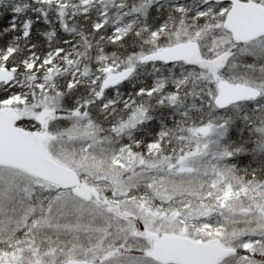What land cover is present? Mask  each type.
<instances>
[{"label":"snow or ice","instance_id":"1","mask_svg":"<svg viewBox=\"0 0 264 264\" xmlns=\"http://www.w3.org/2000/svg\"><path fill=\"white\" fill-rule=\"evenodd\" d=\"M0 264H264V0H0Z\"/></svg>","mask_w":264,"mask_h":264}]
</instances>
